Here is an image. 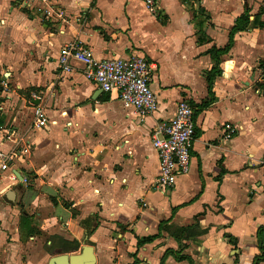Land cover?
Instances as JSON below:
<instances>
[{"label": "crops", "instance_id": "obj_1", "mask_svg": "<svg viewBox=\"0 0 264 264\" xmlns=\"http://www.w3.org/2000/svg\"><path fill=\"white\" fill-rule=\"evenodd\" d=\"M262 8L264 0H159L154 12L142 0H0V71L9 85L0 147L13 145L2 127L14 129L26 151L12 169L27 178L0 182V264H47L88 245L95 264H162L166 251L192 262L169 254L164 264H253L264 228V25L234 35L213 101L203 105L209 49L224 48L236 19L249 9L253 22ZM200 22L210 42L198 43ZM73 40L97 59L150 61L157 110L139 117L76 61L63 72L60 50ZM181 99L196 122L190 169L161 189L152 133ZM36 106L50 119L45 127L33 124ZM182 227L178 242L169 231ZM147 236L156 238L138 246Z\"/></svg>", "mask_w": 264, "mask_h": 264}, {"label": "built area", "instance_id": "obj_2", "mask_svg": "<svg viewBox=\"0 0 264 264\" xmlns=\"http://www.w3.org/2000/svg\"><path fill=\"white\" fill-rule=\"evenodd\" d=\"M49 3L51 0H41ZM152 12L156 10L159 0H142ZM200 1V0H189ZM23 2V1H22ZM27 2H23L25 5ZM51 14L50 10L46 11ZM61 15V13H60ZM59 65L63 72L73 70L74 61L83 66L86 79L93 82L104 92L117 91L123 105L133 108L141 118L153 114L157 110L158 101L151 88L153 65L144 56L133 54L129 58L97 59L92 49L78 40L65 43L60 50ZM2 91H9L7 81H2ZM31 99L37 98L34 91ZM36 127H45L49 118L43 107L36 106L34 110ZM225 137L234 134L232 125H225ZM3 136L12 138L10 148L0 147V182L9 179L12 184L19 183L17 174L12 167L26 151L25 142L16 136V131L9 127H2ZM196 140V122L194 109L185 99H181L174 116L158 124L152 133V145L159 159V175L155 181L157 188H172L179 176L188 173L191 154ZM23 177L21 182H26Z\"/></svg>", "mask_w": 264, "mask_h": 264}, {"label": "trees", "instance_id": "obj_3", "mask_svg": "<svg viewBox=\"0 0 264 264\" xmlns=\"http://www.w3.org/2000/svg\"><path fill=\"white\" fill-rule=\"evenodd\" d=\"M263 13H264V9L262 8L255 15L253 22H251L249 9L246 10V12L243 15H241L240 17H238L236 19L235 24H234V26H233L232 30L230 31V34H229V43L224 48H217V47L213 46L212 48L209 49L208 54H210L214 65L208 72H206V79H207V83H208V90H209L210 98L208 99L207 102L204 103L203 106H208L213 101L212 90H213V86H214V81L218 76L222 75V70L220 68L221 58L224 54H227L230 51V49L232 48L233 42H234V35L237 32L247 30L248 28L257 27V26L262 27L264 25V23L260 20V17ZM196 35H197V39H198L199 44H204V43L210 42V40H211L206 35V33L204 31V23L203 22H200V24L198 25V29L196 30ZM0 92H2L1 87H0ZM32 92L33 91H31L29 93V97H30V94ZM0 101H1V99H0ZM186 231H187V228L182 227V228H174V229L170 230L169 232L171 233L172 236H174L178 240V242H181L180 241L181 238L179 237V235L182 234L184 237ZM155 238H156V236L140 237V238H138V246H141L145 243H149L152 240H154ZM257 239H258V244L260 247L261 254L259 256H256L253 264H259L261 261H264V228L259 229ZM169 254H173V255L176 254V259L178 261L188 260L190 263L192 262V260L186 255H179V254L172 252V251H166V253L164 255V259L162 260V264H164V261H165L167 255H169Z\"/></svg>", "mask_w": 264, "mask_h": 264}, {"label": "water", "instance_id": "obj_4", "mask_svg": "<svg viewBox=\"0 0 264 264\" xmlns=\"http://www.w3.org/2000/svg\"><path fill=\"white\" fill-rule=\"evenodd\" d=\"M102 92V89H99ZM22 180V176H18ZM15 190L10 189L6 191L7 197L14 201L16 199ZM47 264H95L94 248L92 246H85L82 253L79 255L60 254L49 259Z\"/></svg>", "mask_w": 264, "mask_h": 264}, {"label": "rangeland", "instance_id": "obj_5", "mask_svg": "<svg viewBox=\"0 0 264 264\" xmlns=\"http://www.w3.org/2000/svg\"><path fill=\"white\" fill-rule=\"evenodd\" d=\"M2 75H3V73H2V71H0V87H1V83L3 81ZM0 96H1V92H0Z\"/></svg>", "mask_w": 264, "mask_h": 264}]
</instances>
